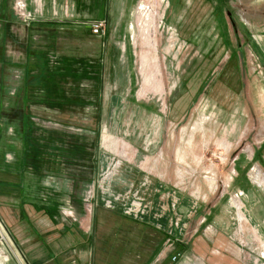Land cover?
I'll return each mask as SVG.
<instances>
[{
  "label": "rangeland",
  "instance_id": "rangeland-1",
  "mask_svg": "<svg viewBox=\"0 0 264 264\" xmlns=\"http://www.w3.org/2000/svg\"><path fill=\"white\" fill-rule=\"evenodd\" d=\"M49 1L46 0L47 8ZM75 2L83 3L80 11ZM15 3L16 0H8L7 4L0 0V18L4 12L14 17ZM57 4L60 6L56 7L57 18L74 26L63 28L61 53L76 58L85 56L89 47L101 46L99 42L89 43L93 41V33L83 41L77 38L83 34V20L93 22L103 18L108 7L109 22L100 21H105V34H115L114 43L125 41L129 46L132 72L137 78L134 93L140 102L135 103L134 110L116 111L112 115L105 106H100L102 85H84L88 83L84 80L83 87L71 90L70 83L89 72L99 81L103 68L100 61L89 64L85 57L80 62L77 60L80 57L63 61L64 71L60 70L69 75L60 74V79L64 80L68 92L65 99L70 103L66 104L67 115L62 120L66 117L70 128L79 130L70 131L68 136L70 146L74 147L63 150V143L58 140L49 145L43 138L32 137L35 126L27 121L20 135L23 164L27 165L32 151L31 167L41 174L43 166L53 162L56 173L64 175L59 165H65L90 177L101 156L106 155L105 150L113 159L136 154L145 158L143 163L151 177L178 187L193 199L196 204L193 227L204 223L201 232L212 230L207 219L229 202L228 240L233 262L264 264V0H57ZM141 4L144 9L158 11L155 42L150 51L152 59L144 52L136 27V11ZM102 48L105 53L108 51L104 44ZM153 68L158 75L156 88L143 89V82L153 74ZM117 69L114 65L109 68L108 81L120 75ZM72 94L79 96L77 102H73ZM89 98L93 101L86 100ZM77 139L82 146L76 145L81 143ZM106 142L114 143L115 148L108 149ZM64 170L66 174L69 171ZM249 179L256 192L244 199L248 193L240 186L251 185ZM235 197L240 208L233 205ZM65 198L64 193L57 192V208L66 210ZM10 238L13 246H17ZM3 242L11 244L9 239ZM123 242L124 259L119 261L125 264H145L158 247L162 254L156 259L164 254V264H172L178 253L185 256V262L179 259L173 264H203L190 250V242L184 246L175 244L169 250L165 240L157 236L146 245L147 251L137 252L145 255L144 259H137L136 252L130 257L135 246L130 240ZM135 244L145 246L141 241ZM156 259L152 264H158Z\"/></svg>",
  "mask_w": 264,
  "mask_h": 264
},
{
  "label": "crops",
  "instance_id": "crops-1",
  "mask_svg": "<svg viewBox=\"0 0 264 264\" xmlns=\"http://www.w3.org/2000/svg\"><path fill=\"white\" fill-rule=\"evenodd\" d=\"M25 1L35 20L25 24L17 18L20 22L14 21L7 25L8 38L4 45V60L5 64L10 66L2 65L0 60V109L14 106L18 100L19 106L24 108L21 115L15 117L11 115V118L3 116V111H0V222L11 242L10 245L0 243V264H69L72 259L76 264H125L119 261L120 258L124 259L122 256L124 239L130 240L135 246L130 252V257H133V252L147 251L146 245L155 241L157 236L165 240L164 245H167L169 250L175 244L184 246L190 242V250L203 264H235L229 254L232 248L228 240L231 231L229 202L207 219L212 230L201 232L204 223H196L193 227L196 218L194 217L196 204L193 199L178 187H170L162 179L151 177L143 163L145 158L140 159L135 156V152L131 156L126 154L122 158L113 159L107 156L108 152L103 148L106 155L101 156L95 168V172L98 170L97 173L94 172L90 177H87L89 174L79 173L78 168L69 169L65 165H59L60 168L62 166L64 175L56 173L53 162L44 165L42 168L44 172L41 174L40 170L35 171L31 167L32 151L29 152L27 165L23 164L20 158L23 140L20 135L24 133L23 128L27 120L35 126L32 128V137L43 138L49 145L58 140L63 143L61 146L63 150L74 147L70 146L68 136L79 130L70 128L66 117L62 120V116L67 115L66 103H54L49 100L53 94L50 90L55 91L61 87L66 91L64 90L66 86L64 82L62 83L63 78L61 81V76H57L60 68L62 70L64 68L63 61L69 59L72 61L78 57L79 62L85 57L89 64L95 60L100 61L103 68L99 81L91 77L89 72L82 75L81 80L75 78V85L70 83L73 85L71 90L74 91L73 87H83L84 80L88 82L84 85H102V92L99 94L100 106H105L112 115H115L116 111L134 110L135 103L140 102L134 93L137 78L133 76L129 46L125 41L123 44L114 43L112 41L114 33L107 35L106 32L98 36L92 34L85 24L92 20H83L87 30L84 29L77 40L83 41L92 34L93 41L89 43L99 42L102 47L104 44L108 47L106 53L98 46L96 49L87 48L85 56L67 57L62 55V48L59 45L44 51L37 46L33 49L40 50H34V54L29 53L28 34L24 25L67 21L57 18L56 7H60L57 0H50L49 8L46 0ZM146 8L144 9L143 4L138 7L136 27L143 42L144 52L152 59L150 51L153 48L155 15L158 11L157 8L154 11ZM106 9L108 10L107 6ZM106 9L103 18H97L95 21L103 19L109 22L110 14L106 13ZM39 39L40 36H35V40ZM59 40L61 41V38ZM43 63H47L49 69L56 73L54 80H48L46 77L40 81L32 79V76L40 74ZM113 65L118 68L116 73L120 72V75L108 81L107 72ZM157 77L154 69L153 74L144 80L143 89H155ZM28 81L30 85L27 88ZM35 83H38L37 86ZM72 96L73 102H77L79 96L73 94ZM24 97L27 98L26 104ZM56 97L61 99L60 94ZM86 100L93 101L92 98ZM79 102L82 100H78ZM56 136H60L61 139H57ZM77 141L81 143L76 145L79 147L83 145L82 141L78 139ZM114 143L106 142L105 145L108 149L115 148ZM128 144L130 145L131 141ZM125 149L131 151L127 146ZM65 168L69 170L67 174ZM250 183L249 186H240L248 193L244 199H249L250 194L256 192L255 186L251 181ZM62 184L63 189L60 188ZM89 190L93 191L94 197L86 202ZM58 191L64 193L66 197V210L57 208L55 199ZM234 199L233 205L240 208L239 200L237 197ZM10 236L17 246H13ZM138 241L145 246H137L135 243ZM161 254L160 247L155 248L145 264H152V260ZM135 257L146 258L145 255L138 253ZM164 257L163 254L156 262L164 264Z\"/></svg>",
  "mask_w": 264,
  "mask_h": 264
},
{
  "label": "trees",
  "instance_id": "trees-1",
  "mask_svg": "<svg viewBox=\"0 0 264 264\" xmlns=\"http://www.w3.org/2000/svg\"><path fill=\"white\" fill-rule=\"evenodd\" d=\"M2 1L7 4L8 0H2ZM78 3L75 2L76 9H77V11H80V8L82 7L83 3H80V2H78ZM12 8H11V11H12V13H14V11H13L14 9L12 10ZM14 21L19 22L18 19H17V16L15 15V13H14V17H13L12 14L11 15H5V12H4L2 17L0 18V23H1V28H0V60L2 61V62L1 61L0 62L2 63V65H6V66H10L9 64H5V60H4V58H5L4 45H5L6 39L8 38V36L6 35V27H7V25L9 23H14ZM71 23L72 22H70V21H68V23L67 22L66 23H59L57 21H53V22L32 23L29 26L24 25L25 26V30L27 31V34H28L27 49L29 50V53L34 54L33 53L34 50L35 51L40 50V49H38V50L33 49L34 47H37V46H39L41 48V50L44 51V50H46L48 48L52 49L54 47V45L55 46L59 45V43L61 42L59 39L62 38V36H63V33H62L63 28L64 27H68V25L69 26H73ZM83 28L87 30V27H85V25L82 26V29ZM35 36H40V39L38 41L35 40ZM46 64L47 63H43V67L41 69L40 74L32 76V79H34V80L39 79L37 81H40L44 77H46L48 80H50V79L54 80V77H55L56 73H53L51 71V69H49L48 65H46ZM15 66H17V65H15ZM66 70L69 71V69H66ZM60 74H66V76L69 75L67 73H63V71H61V70L59 71L57 76L60 77L61 76ZM36 76H38V77H36ZM37 84L35 83V86H37ZM29 85L30 84H29V81H28L26 87L28 88ZM21 90L23 91V87H22ZM21 93L23 94V92H21ZM50 93H53L51 99H49L51 102H54V103L56 102V103H60V104H65V103L68 104V103H70V101L68 99H65L67 94H68V92L63 91V88L60 87L59 89H55V91H53V90L51 91L50 90ZM14 94L17 95L16 93H14ZM59 94L61 96L60 97L61 99H56L57 98L56 96L59 95ZM23 99H25L24 104H26L25 102H26L27 98L24 97ZM18 101H17L16 105H14V106H11L9 104L10 107L0 109V111H3V116H5L7 118H11V115H14V117H15V115H21L24 108H22V106H19ZM14 120H15V122H17L16 118H14ZM31 126H33V125H31ZM28 129H29V127H28Z\"/></svg>",
  "mask_w": 264,
  "mask_h": 264
},
{
  "label": "built area",
  "instance_id": "built-area-1",
  "mask_svg": "<svg viewBox=\"0 0 264 264\" xmlns=\"http://www.w3.org/2000/svg\"><path fill=\"white\" fill-rule=\"evenodd\" d=\"M14 10H15L17 18L21 20L22 22H24L25 24H29L35 20L32 12L28 10V5L25 0H16ZM85 24L88 27V29H90L91 33H93L94 35L98 36V35L105 34L104 32V28L106 26L105 21L97 20V21L88 22ZM93 197H94L93 191L89 190L87 193L86 202L91 200ZM7 239H9L8 234L5 230V227H3L2 223L0 222V243L3 244L4 243L3 241L6 242ZM184 258H185L184 255H182L181 253H178V255L172 258V263H177L179 259H182L183 262H185Z\"/></svg>",
  "mask_w": 264,
  "mask_h": 264
}]
</instances>
